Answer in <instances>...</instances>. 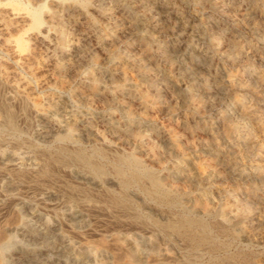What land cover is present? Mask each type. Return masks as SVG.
Segmentation results:
<instances>
[{
  "label": "rangeland",
  "instance_id": "374dc122",
  "mask_svg": "<svg viewBox=\"0 0 264 264\" xmlns=\"http://www.w3.org/2000/svg\"><path fill=\"white\" fill-rule=\"evenodd\" d=\"M19 1L0 0V264H264V0Z\"/></svg>",
  "mask_w": 264,
  "mask_h": 264
},
{
  "label": "bare ground",
  "instance_id": "6f19581e",
  "mask_svg": "<svg viewBox=\"0 0 264 264\" xmlns=\"http://www.w3.org/2000/svg\"><path fill=\"white\" fill-rule=\"evenodd\" d=\"M7 1H9V2H11L12 3V5H14V7H17L19 4H21L20 3V1L19 0H7ZM25 2V1H24ZM127 3H129V2H127ZM133 3V2H132ZM131 3V4H132ZM152 3V2H151ZM157 3V2H156ZM43 4H41L40 5V7L42 6ZM96 5V4H95ZM166 5V4H165ZM28 6V5H27ZM158 7V6H157ZM159 8V7H158ZM27 10V12L31 15V20H32V22L36 25V26H38L40 23H41V19H40V16H39V14H38V12L36 11V10H33V9H31V8H27L26 9ZM7 13H8V11L7 10H2V9H0V18H2L3 16H6L7 15ZM143 22H145V21H143ZM64 26V25H63ZM126 27V26H125ZM126 29V28H125ZM127 30V29H126ZM125 30V31H126ZM5 33V32H4ZM7 35V34H6ZM135 35V34H134ZM34 36V35H33ZM113 39V38H112ZM146 39V38H145ZM15 43H16V45H20V44H22V42H21V39L20 38H16L15 40ZM54 41V40H53ZM83 43V42H82ZM109 44V43H108ZM107 44V45H108ZM99 46H103V45H99ZM76 46L74 47V49L76 50ZM144 48V47H143ZM5 50V49H4ZM74 50V51H75ZM79 50V49H78ZM73 51V52H74ZM72 55V54H71ZM76 55H77V53H76ZM15 56V55H14ZM26 56V55H25ZM11 58H12V56H11ZM67 58V57H66ZM73 58H74V56H73ZM127 58V57H126ZM144 58V57H143ZM28 60V59H27ZM31 60V59H30ZM34 60V59H33ZM144 60V59H143ZM170 60V59H169ZM168 60V61H169ZM66 61H67V59H66ZM32 62V61H31ZM82 62H84V61H82ZM170 62V61H169ZM33 63H34V61H33ZM51 63H53V62H51ZM109 63V62H108ZM65 65H66V63H64ZM84 64V63H83ZM88 64V63H87ZM124 64V63H123ZM26 65H27V63H26ZM35 65V64H34ZM140 65V64H139ZM46 66V65H45ZM49 66V65H48ZM27 68V67H26ZM34 68V67H33ZM41 68V67H40ZM114 68H116V66L114 67ZM130 68H131V66H130ZM129 68V69H130ZM133 68V67H132ZM65 69H66V66H65ZM82 69V68H81ZM117 69H118V67H117ZM34 70H35V68H34ZM37 70V69H36ZM190 70V69H189ZM155 71V73H156V70H154ZM14 72V71H13ZM44 72V71H43ZM36 73V72H35ZM44 73H46V71L44 72ZM126 73H127V70H126ZM139 73V72H138ZM40 74H42V72H40ZM39 74V75H40ZM129 74V73H128ZM127 74V75H128ZM157 74H158V72H157ZM160 75H161V73H159ZM38 75V76H39ZM93 75V74H92ZM126 75V76H127ZM164 75H165V73H164ZM3 76V75H2ZM15 76V75H14ZM6 77V76H5ZM17 77V76H16ZM89 77V76H88ZM110 77V76H109ZM114 77H116V76H114ZM113 77V78H114ZM130 77V76H129ZM91 78V77H90ZM100 78V77H99ZM98 78V79H99ZM119 78V77H118ZM89 79V78H88ZM97 79V80H98ZM108 79V78H107ZM112 79V78H111ZM9 80H10V78H9ZM45 80H46V78H45ZM119 80V79H118ZM42 81V80H41ZM47 81V80H46ZM101 81V80H100ZM116 81V80H115ZM121 81V80H120ZM50 82H53V81H50ZM42 85V84H41ZM30 87H32V86H30ZM54 87V86H53ZM49 88V87H48ZM47 88V89H48ZM50 89H53V88H50ZM88 89V88H87ZM100 89H101V87H100ZM9 90V89H8ZM54 90V89H53ZM86 90V89H85ZM10 91V90H9ZM57 91V90H56ZM61 92V91H60ZM63 92V91H62ZM85 92H87V91H85ZM90 92V91H89ZM7 94V93H6ZM31 94V93H30ZM88 95V94H87ZM100 95V94H99ZM68 96V95H67ZM112 96V95H111ZM120 96V95H119ZM77 97H79L78 95H77ZM104 97V96H103ZM113 97V96H112ZM122 97V96H121ZM115 98V97H114ZM19 99V98H18ZM106 100V99H105ZM113 100V99H112ZM78 102V101H77ZM115 102V101H114ZM54 103V102H53ZM89 103V102H88ZM108 103V102H107ZM110 103V102H109ZM5 105V104H4ZM60 105V104H59ZM82 105H83V103H82ZM85 105V104H84ZM124 105H125V103H124ZM107 106V105H106ZM111 106V105H110ZM45 107V106H44ZM105 107V106H104ZM113 107H115V106H113ZM7 108V107H6ZM24 109V108H23ZM56 109V108H55ZM60 109V108H59ZM101 109H103V108H101ZM117 109H118V107H117ZM118 110H120V109H118ZM46 111H48V110H46ZM98 111V110H97ZM123 111V110H122ZM127 111V110H126ZM49 112V111H48ZM16 114V113H15ZM101 115V114H100ZM111 117V116H110ZM21 118V117H20ZM23 118V117H22ZM144 119V117H141V119ZM70 120V119H69ZM109 120V119H108ZM73 121V120H72ZM94 121V120H93ZM142 121V120H141ZM18 122V121H17ZM22 122V121H21ZM20 122V123H21ZM46 122V121H45ZM71 122V121H70ZM95 122V121H94ZM2 123H4V125H6L8 128H12L13 127V122H12V112H11V110H9V109H7L6 110V112H5V114H4V116H3V119H2ZM47 123V122H46ZM90 123V122H89ZM91 123H93V122H91ZM114 123V122H113ZM117 123V122H116ZM103 124H105V123H103ZM79 126V125H78ZM81 126V125H80ZM93 126H95V125H93ZM104 126V125H103ZM47 127V126H46ZM1 128V127H0ZM66 128V127H65ZM96 128V127H95ZM131 128V127H130ZM85 129H87V128H85ZM89 129V128H88ZM136 129V128H135ZM82 130V129H81ZM64 130H62V132H63ZM51 132V131H50ZM82 132V131H81ZM138 132V131H137ZM140 132V131H139ZM233 132V131H232ZM85 133V132H84ZM98 133V132H97ZM101 133H102V131H101ZM116 133V132H115ZM45 134V133H44ZM50 134V133H49ZM93 134V133H92ZM91 134V135H92ZM138 134V133H137ZM18 136V135H17ZM20 136H23V135H20ZM24 136H27V135H24ZM96 136V135H95ZM138 136V135H137ZM5 137V136H4ZM7 137V136H6ZM28 137V136H27ZM65 137H67L66 135H61V136H59V138H65ZM76 137V136H75ZM94 137V136H93ZM122 137V136H121ZM45 138H47V137H45ZM48 138H50V137H48ZM85 138V137H84ZM162 138V137H161ZM92 140H93V138H91ZM115 139V138H114ZM134 140H136L135 139V136H134V138H133ZM33 140V139H32ZM48 140V139H47ZM81 141V140H80ZM132 141V140H131ZM57 142H59V141H57ZM101 142V141H100ZM123 142H124V140H123ZM144 142V141H143ZM166 142V141H165ZM39 143V142H38ZM61 143V142H60ZM77 143V142H76ZM76 143H75V145H76ZM90 143V142H89ZM114 143V142H113ZM138 143V142H137ZM136 143V144H137ZM141 143V142H140ZM124 144V143H123ZM142 144V143H141ZM167 144V143H166ZM108 145V144H107ZM130 145V144H129ZM143 145V144H142ZM98 146V145H97ZM161 146V145H160ZM159 146V147H160ZM45 147V146H44ZM84 147V146H83ZM95 147V146H94ZM100 147V146H99ZM158 147V148H159ZM163 147V146H162ZM96 148V147H95ZM94 148V149H95ZM106 149V148H105ZM116 149V148H115ZM133 150V149H132ZM145 150V149H144ZM172 150V149H171ZM97 151H98V149H97ZM110 151V150H109ZM115 151V150H114ZM159 151V150H158ZM121 152V151H120ZM130 152V151H129ZM136 152V151H135ZM141 152V151H140ZM160 152V151H159ZM169 153H170V151H168ZM112 153V152H111ZM143 153V152H142ZM156 153V152H155ZM161 153V152H160ZM90 154V153H89ZM95 154V153H94ZM112 154H114V153H112ZM132 154V153H131ZM171 154V153H170ZM174 155V154H173ZM96 156V155H95ZM109 156V155H108ZM115 156V155H114ZM168 156H170V155H168ZM98 158V157H97ZM7 159V158H6ZM99 159H100V157H99ZM119 159L121 160V164L118 166V167H115V170H114V172L115 173H121V172H128L133 178H146L147 179V184H148V186H146L145 187V189L144 190H146L149 194H153L154 195V197L158 200V201H160V202H171L172 201V197H171V193L169 192V189L168 188H166L165 186H164V184H163V182L161 181V178L159 177V176H156L155 174H153V170H151L150 168L148 169L147 167H145V166H143L136 158H135V156H131V155H128V156H119ZM118 159V160H119ZM169 159H170V157H169ZM225 159V158H224ZM146 160V159H145ZM87 161V160H86ZM90 162V161H89ZM104 162H105V160H104ZM109 162V161H108ZM149 162V161H148ZM191 162V161H190ZM86 163H88V162H86ZM103 163V162H102ZM120 163V162H119ZM144 163V162H143ZM82 164V163H81ZM33 165H34V163H33ZM84 165V164H83ZM112 165V164H111ZM116 165V164H115ZM154 166H156V165H154ZM53 167V166H52ZM103 167V166H102ZM105 167V166H104ZM111 167V166H110ZM252 167V166H251ZM50 168V167H49ZM152 168V167H151ZM93 169V172L94 173H96V174H105L104 173V170L101 168V167H99V166H96V167H93L92 168ZM251 169V168H250ZM249 169V170H250ZM107 170V169H106ZM110 170V169H109ZM186 170V169H185ZM107 172V171H106ZM75 174H76V172H74ZM111 173H112V171H111ZM122 174V173H121ZM243 175V174H242ZM4 176V175H3ZM93 177V176H92ZM119 177V176H118ZM82 178V177H81ZM96 179V178H95ZM81 180V179H80ZM99 180H101V179H99ZM213 180V179H212ZM88 181V180H87ZM97 181H98V179H97ZM103 181V180H102ZM107 181V180H106ZM144 181V180H143ZM171 181V180H170ZM49 182V181H48ZM71 182H73V181H71ZM96 182V181H95ZM90 183H91V181H90ZM146 183V182H145ZM76 184H78L79 185V183H76ZM102 184V183H101ZM135 184V183H134ZM114 185V184H113ZM83 186V185H82ZM94 186V185H93ZM134 186V185H133ZM136 186V185H135ZM22 188V187H21ZM144 188V187H143ZM92 189V188H91ZM106 189V188H105ZM94 190V189H93ZM109 190V189H108ZM140 192V191H139ZM70 193V192H69ZM82 194V193H81ZM181 195V194H180ZM72 196H74L73 194H72ZM91 196V195H90ZM76 197V196H75ZM137 197V196H136ZM241 197V196H240ZM94 198V197H93ZM98 198V197H97ZM101 198V197H100ZM135 198V197H134ZM242 198V197H241ZM96 199V198H95ZM103 199V198H102ZM138 199V198H137ZM141 200V199H140ZM4 201V200H3ZM93 200H91V202H92ZM99 201V200H98ZM99 202H101V201H99ZM105 202V201H104ZM106 202H107V200H106ZM97 203V202H96ZM107 206V205H106ZM161 206V205H160ZM8 207V206H7ZM162 207V206H161ZM98 208V207H97ZM69 209V208H68ZM142 209V208H141ZM148 209V208H147ZM177 210V209H176ZM13 211V210H12ZM66 211V210H65ZM96 211V210H95ZM111 211V210H110ZM139 211V210H138ZM14 212H15V209H14ZM14 212H13V214H14ZM101 212V211H100ZM16 213V212H15ZM90 213V212H89ZM92 213V212H91ZM139 213V212H138ZM11 215V217H14V215ZM96 214V213H95ZM80 215V214H79ZM71 216V215H70ZM97 216H98V214H97ZM15 217H17V213L15 214ZM14 217V218H15ZM78 217V216H77ZM81 217V216H80ZM204 217V216H203ZM13 218H10V220H12ZM35 219V218H34ZM203 219V218H202ZM250 219V218H249ZM17 221V220H16ZM35 221V220H34ZM208 221V220H207ZM206 221V222H207ZM196 222H198L197 221V219H195V220H193V219H190V218H187V216H184V218L183 219H181V220H174V221H172V223H171V225L172 226H174V227H178V226H187V227H190L193 223H196ZM5 223V222H4ZM9 223H10V221H9ZM9 223H8V225H9ZM13 223V222H12ZM80 223V222H79ZM36 225V224H35ZM89 225V224H88ZM101 226V225H100ZM109 226V225H108ZM135 226V225H134ZM145 226V225H144ZM79 227V226H78ZM209 227V226H208ZM143 228V227H142ZM217 228V227H216ZM42 228L41 227H38V229H36V230H41ZM108 229V228H107ZM130 229V228H129ZM210 229V228H209ZM109 230V229H108ZM133 230V229H132ZM142 230V229H141ZM144 230V229H143ZM211 230V229H210ZM2 231V230H1ZM112 231V230H111ZM110 232V231H109ZM165 232V231H164ZM212 232V231H211ZM0 233H2V232H0ZM102 233V232H101ZM145 233V232H144ZM116 235V234H115ZM100 236V235H99ZM110 236V235H109ZM128 236H130V235H128ZM133 236V235H132ZM0 237H1V235H0ZM137 237H138V234H137ZM101 238H103V237H101ZM219 238V237H218ZM206 238L204 237V235H197V240L198 241H204ZM232 239V238H231ZM106 241V240H105ZM142 241V240H141ZM103 242V241H102ZM93 243V242H92ZM97 244V243H96ZM106 244V243H105ZM163 245L165 244L164 242L162 243ZM59 245V244H58ZM101 245V244H100ZM102 245H103V243H102ZM102 245H101V247H102ZM116 245V244H115ZM126 245V244H125ZM142 245V244H141ZM144 245V244H143ZM146 245V244H145ZM148 245V244H147ZM61 246V245H60ZM167 246V245H166ZM71 247V246H70ZM69 247V248H70ZM126 247V246H125ZM129 247V246H128ZM146 247V246H145ZM163 247V246H162ZM99 248V247H98ZM118 248V247H117ZM123 248V247H122ZM149 248V247H148ZM152 248V247H151ZM164 248V247H163ZM162 248V249H163ZM114 249V248H113ZM140 249V248H139ZM169 249H171V248H169ZM69 250V249H68ZM71 250V249H70ZM110 250H112V249H110ZM115 250V249H114ZM132 250V249H131ZM141 250V249H140ZM164 250V249H163ZM82 251H83V249H82ZM130 251V250H129ZM134 251V250H133ZM86 252V251H85ZM105 252V251H104ZM120 252V251H119ZM131 252V251H130ZM81 253H83V252H81ZM228 253V252H227ZM85 254V253H84ZM102 254V253H101ZM177 254V253H176ZM204 254V253H203ZM83 255V254H82ZM117 255V254H116ZM119 255V254H118ZM130 255L131 256H133V257H135V258H139V256H138V254L134 251V252H132V253H130ZM211 255V254H210ZM90 256V255H89ZM106 256V255H105ZM126 256V255H125ZM143 256V255H142ZM141 256V257H142ZM157 256V258L158 257H162V256H158V255H156ZM155 256V257H156ZM170 257V258H175V257H171L170 255L168 256V255H166L165 254V256H164V258L165 257ZM178 256V255H177ZM202 256V255H201ZM91 257V256H90ZM72 258L73 259H80L81 258V256L80 255H77V254H73V256H72ZM87 258V257H86ZM86 258H85V262H86ZM127 258V257H126ZM130 258V256L128 257V259ZM153 258V257H152ZM159 258V259H160ZM163 258V257H162ZM101 259V258H100ZM131 259V258H130ZM145 259V258H144ZM149 259V258H148ZM176 259V258H175ZM88 260V259H87ZM121 260V259H120ZM150 260H152V259H150ZM155 260H157V259H155ZM164 260V259H163ZM84 261V260H83ZM103 261V260H102ZM129 261H131V260H129ZM135 261V260H134ZM133 261V262H134ZM142 261V260H141ZM146 261H149V260H147L146 259ZM88 262V261H87ZM105 262V261H104ZM115 262V261H114ZM143 262H145V260L143 261ZM151 262H153V261H151ZM150 262V263H151ZM80 263V262H79ZM113 263V262H112ZM126 263V262H125ZM199 263H201V262H199ZM87 264V263H86ZM105 264V263H104ZM135 264H137V263H135Z\"/></svg>",
  "mask_w": 264,
  "mask_h": 264
}]
</instances>
